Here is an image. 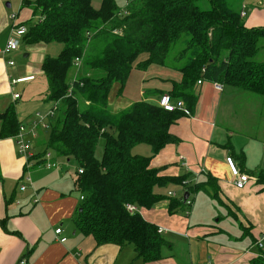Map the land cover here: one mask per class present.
Wrapping results in <instances>:
<instances>
[{
    "label": "trees",
    "instance_id": "obj_1",
    "mask_svg": "<svg viewBox=\"0 0 264 264\" xmlns=\"http://www.w3.org/2000/svg\"><path fill=\"white\" fill-rule=\"evenodd\" d=\"M22 6L32 10L27 44H63L60 54L48 56L42 66L47 101L58 103L59 111L46 127L45 144L84 170L76 180L84 197L77 228L98 244H131L144 261L160 260L171 243L156 224L129 212L127 205L151 208L169 199L170 212L191 207L182 197L157 192L169 184L219 201L218 180L207 174L205 181L185 185L188 173L170 176L154 167L153 157L178 142L170 126L186 113L148 100L113 112L112 88L124 86L134 67L146 70L156 64L181 72L168 93L183 100L190 112L198 102L200 79L264 95V59L257 58L264 51V27L247 28L237 0H129L127 5L102 0L98 8L93 0H24ZM141 54L148 57L135 65ZM0 119V137L15 136L22 123L15 105ZM101 139L104 148L98 157ZM138 144H149L152 155L134 154ZM255 174L264 185V171ZM259 251L254 264H264V249Z\"/></svg>",
    "mask_w": 264,
    "mask_h": 264
},
{
    "label": "crops",
    "instance_id": "obj_2",
    "mask_svg": "<svg viewBox=\"0 0 264 264\" xmlns=\"http://www.w3.org/2000/svg\"><path fill=\"white\" fill-rule=\"evenodd\" d=\"M23 1L17 12L13 2L0 0V47L11 35V14H18L25 24L32 19V10L23 9ZM237 1L240 11H247L242 17L247 28L264 27V0ZM101 3L93 0L96 8ZM52 45L27 44L22 38L20 49L12 56L18 59L24 53V59L10 66L0 56V114L13 104L18 119L31 124L34 115H27L29 105V113L53 106V101H47L48 82L42 66L48 56H58L63 45ZM147 57L140 55L135 65ZM32 75V80L12 84L13 79ZM181 77V72L156 64L146 70L134 67L124 86H113L109 108L119 112L141 100L159 103ZM14 93L21 94L20 98L14 100ZM196 93L198 102L191 113L170 126L178 142L166 145L153 157L152 165L170 176L188 173V182L205 181L207 174L215 176L221 201L199 192L190 194L188 199L195 200L185 210L170 212L169 199L151 208L137 206L147 221L165 229L162 235L171 243L164 247L160 260L144 261L131 244H98L77 228L75 219L82 200L76 184L80 167H69L72 158L59 157L47 148L48 135L40 127L32 140L35 154L31 158L19 154L15 136L0 137V264H17L21 257L29 264H254L260 255L256 242L264 235V185L255 174L264 171V95L227 84L219 89L216 82L207 80L197 82ZM47 150L53 151L56 167L44 166ZM102 153L98 148L97 156ZM133 153L150 156L153 150L149 144H138ZM228 156L250 176L245 187L234 184ZM27 174L31 182L22 190ZM185 190L184 185L169 184L157 192L169 195L173 191L172 197L181 198ZM58 227L67 237L65 242L56 237Z\"/></svg>",
    "mask_w": 264,
    "mask_h": 264
},
{
    "label": "built area",
    "instance_id": "obj_3",
    "mask_svg": "<svg viewBox=\"0 0 264 264\" xmlns=\"http://www.w3.org/2000/svg\"><path fill=\"white\" fill-rule=\"evenodd\" d=\"M129 0H125L126 5L128 4ZM126 12V10H125ZM127 13V12H126ZM247 11L245 9L241 10V17H244L246 15ZM11 19L13 21L12 27H11V35L8 39L7 43L0 47V56L3 58L8 59L7 63L10 66H14L16 61L14 57L12 56L14 52L18 51L21 47V39L24 38L25 34L27 33V25L19 20V15L16 13L11 14ZM81 59L76 58V63L81 65ZM34 79V76H28V77H21L17 79H13L12 84L16 83H22L29 80ZM198 83H202V80L200 79ZM216 86L219 89L223 88V84L216 83ZM71 91V89L69 90ZM21 94L14 93L13 98L14 100L19 99ZM159 104L164 109L168 111H174V110H181L184 111L186 114H190V110L186 107L185 102L181 99H175L173 98L169 93L163 94L159 99ZM58 103H53V106L44 114L41 112H37L35 116L33 117V121L30 125H26L25 123H21L19 126V130L15 135L16 139V145L17 149L20 155L24 157L31 158L34 156L33 146H32V140L36 138L39 134V128H46L48 127V124L50 121H47L50 117L52 118L55 115V111L57 110ZM227 164L229 165L230 171L233 176L234 184L239 187L243 188L246 186V184L250 181V176L247 173H242V171L239 169V167L236 164L235 159L232 156H228L226 158ZM43 163L44 166L48 168H53L57 166V162L54 157V153L52 150L45 151L43 155ZM83 168L78 169V174L83 173ZM31 182L30 175H24V182L21 185V189L25 190L27 188V183ZM185 183H188V181H185ZM170 196H174L175 193L173 191H170L168 193ZM84 198L83 196L81 197ZM38 201L37 199L34 200V202ZM188 206H192L193 202L191 199H188L186 201ZM127 209L131 213L137 212V205L135 204H128ZM165 232V229L162 227L158 228V233L162 234ZM56 237L60 242H65L67 240V237L62 234V228L58 227L55 229ZM256 245L259 249H264V235H262L256 242ZM17 264H29L28 260L25 257H21Z\"/></svg>",
    "mask_w": 264,
    "mask_h": 264
},
{
    "label": "rangeland",
    "instance_id": "obj_4",
    "mask_svg": "<svg viewBox=\"0 0 264 264\" xmlns=\"http://www.w3.org/2000/svg\"><path fill=\"white\" fill-rule=\"evenodd\" d=\"M11 1V3L13 2V9H16V11L18 12L19 11V9H17V8H19V4L21 3V1L22 0H10ZM123 3V2H122ZM59 42H53V47H56V46H58V45H61L60 43L58 44ZM263 44H264V41H263ZM63 45V44H62ZM61 45V46H62ZM21 51V50H20ZM52 52V51H51ZM59 52V51H58ZM23 54L24 53H21L18 57L19 58H21V59H24V57H23ZM142 55V54H141ZM263 55H264V51H262L260 54H259V56H257V58L258 59H260L261 57L260 56H262L263 57ZM14 58L16 59V62H19V58L17 59L16 58V56H14ZM138 64V63H137ZM136 64V65H137ZM137 68V67H136ZM20 93H22L23 94V91H21ZM31 105H29L28 106V108H27V110H28V113H27V115L28 114H32V115H34L35 116V114L37 113V112H41V113H45V112H47L51 107H49L48 108V110L47 109H45L44 107L42 108H37V109H34L33 111H31V113H29V110L31 109ZM46 110V111H45ZM58 116H59V111L58 110H56L55 111V115L51 118H49L47 121H51L52 120V122L54 121V120H57V118H58ZM28 122H31V120H29ZM23 123H25V122H23ZM26 125H29V124H27V123H25ZM43 131L45 132V134L46 135H48L49 134V129H46V128H44L43 129ZM47 131H48V133H47ZM98 148H101L102 150H103V148H104V139H101L100 140V142H99V145H98ZM68 164H69V167H71V168H74L75 169V167H77L78 166V164H77V161L75 160V159H72L70 162H68ZM227 206V205H226ZM228 207V206H227ZM229 208V207H228Z\"/></svg>",
    "mask_w": 264,
    "mask_h": 264
},
{
    "label": "water",
    "instance_id": "obj_5",
    "mask_svg": "<svg viewBox=\"0 0 264 264\" xmlns=\"http://www.w3.org/2000/svg\"><path fill=\"white\" fill-rule=\"evenodd\" d=\"M189 196H190V191L189 190H185V192H184V194L182 196L183 201L186 202L188 200Z\"/></svg>",
    "mask_w": 264,
    "mask_h": 264
}]
</instances>
